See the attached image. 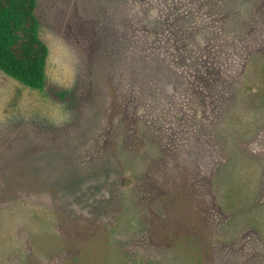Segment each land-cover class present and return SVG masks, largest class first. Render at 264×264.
Returning a JSON list of instances; mask_svg holds the SVG:
<instances>
[{"label":"rangeland","instance_id":"374dc122","mask_svg":"<svg viewBox=\"0 0 264 264\" xmlns=\"http://www.w3.org/2000/svg\"><path fill=\"white\" fill-rule=\"evenodd\" d=\"M119 1L37 0L44 88L0 71V264H264V35L241 44L264 0ZM137 8L213 82L174 111L116 94L109 28Z\"/></svg>","mask_w":264,"mask_h":264},{"label":"trees","instance_id":"16d2710c","mask_svg":"<svg viewBox=\"0 0 264 264\" xmlns=\"http://www.w3.org/2000/svg\"><path fill=\"white\" fill-rule=\"evenodd\" d=\"M124 1H119L121 9ZM36 6L37 0H0V71L30 89L42 90L46 82L48 48L39 37ZM142 20L140 8L130 15L122 11L118 14L116 31L109 28L111 36L116 35L118 40L117 49L110 59L111 74L117 76L116 94L124 99L128 92L131 98L144 106V113L174 111L177 102L171 101L172 98L180 97L181 101V96L187 91L194 94L199 82L203 89L209 88L207 85L213 82L208 78L205 79L207 84L196 82L197 75H191L180 65L178 48L183 41L179 32L170 36L167 32L153 35L142 26ZM256 22L257 27L251 35L241 41L245 50L252 45L255 49L259 36L264 35L262 10L257 12ZM167 42L172 45V51ZM178 119L174 117L172 122L176 124ZM190 139L193 137L190 136ZM191 160L190 157L187 159L188 169L193 164ZM179 174L180 171H177L176 177L173 176L167 186L174 200L175 185L181 181ZM186 200L187 205L193 202L188 198ZM185 222L193 227L189 217Z\"/></svg>","mask_w":264,"mask_h":264}]
</instances>
